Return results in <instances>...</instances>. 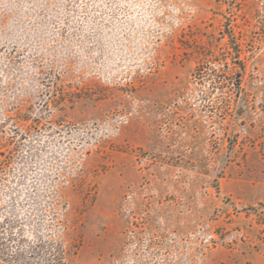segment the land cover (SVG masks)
Listing matches in <instances>:
<instances>
[{
	"label": "rangeland",
	"instance_id": "1",
	"mask_svg": "<svg viewBox=\"0 0 264 264\" xmlns=\"http://www.w3.org/2000/svg\"><path fill=\"white\" fill-rule=\"evenodd\" d=\"M2 228L66 264H264V0H0Z\"/></svg>",
	"mask_w": 264,
	"mask_h": 264
},
{
	"label": "trees",
	"instance_id": "2",
	"mask_svg": "<svg viewBox=\"0 0 264 264\" xmlns=\"http://www.w3.org/2000/svg\"><path fill=\"white\" fill-rule=\"evenodd\" d=\"M201 73V68L196 69ZM239 80V79H237ZM239 87V82L235 84ZM16 242L17 248L11 243ZM0 264H66L64 252L57 240L26 241L21 243L13 235L4 236L0 230Z\"/></svg>",
	"mask_w": 264,
	"mask_h": 264
}]
</instances>
